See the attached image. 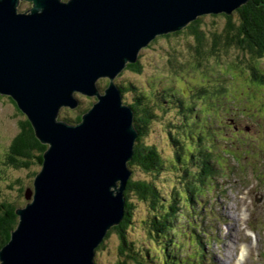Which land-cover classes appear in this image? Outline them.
Masks as SVG:
<instances>
[{"label": "water", "instance_id": "obj_1", "mask_svg": "<svg viewBox=\"0 0 264 264\" xmlns=\"http://www.w3.org/2000/svg\"><path fill=\"white\" fill-rule=\"evenodd\" d=\"M21 1L0 0V93L48 148L1 264H97L125 216L140 136L117 77L159 36L249 0H27L23 12ZM78 94L97 99L80 121L60 119Z\"/></svg>", "mask_w": 264, "mask_h": 264}, {"label": "rangeland", "instance_id": "obj_2", "mask_svg": "<svg viewBox=\"0 0 264 264\" xmlns=\"http://www.w3.org/2000/svg\"><path fill=\"white\" fill-rule=\"evenodd\" d=\"M32 4L27 0L21 1L19 9L21 12L27 11ZM225 24L223 16L206 15L199 25L202 31L207 32L214 29L221 31ZM207 35L211 36L208 32ZM194 43V35L189 33L159 36L141 53L140 64L143 71L138 73L132 69L124 70L117 81L137 86L140 91H145L150 85H158L163 88L164 98L174 90L185 100L187 110L190 103L195 107L191 122L184 125L187 134H202L204 144L208 147L213 146V139L218 140L217 148L220 152L226 151V155L222 153L223 160L230 159L228 167L232 171L231 176L220 175V169L214 171L217 187L210 194L212 200L207 214L209 245L204 264H236V250L241 254L247 251L246 264H264V84L253 81L248 68L250 64L256 67L259 70L258 78H253L258 81L262 79L264 83V57L256 62L242 50L232 48L220 51L219 55L210 54L199 66L191 65L196 59L192 53ZM173 56L184 66L174 69ZM202 86L208 90L207 93L199 94V90H205ZM221 88L222 94H214L212 91ZM147 92L149 96L152 95L151 91ZM132 95H126L127 103H131ZM78 97L82 101L79 108H63L60 119H74L77 114H83L86 109L88 111L97 99L83 94H78ZM167 106L169 110L154 119L152 128L143 140L150 145L156 144L164 156L172 158L174 149L169 135L177 134L176 127L183 117L179 104L167 101ZM153 108L157 109L156 105ZM27 118L10 95L0 93V200L20 203L19 207L26 206L28 200L23 190L34 187L33 173L40 167L35 164L30 168L16 167L6 162L11 145L21 132V123ZM230 142L231 146H228ZM168 170L170 167L155 177L137 169L136 178L156 180L167 196L173 191L178 178ZM134 201L136 206L132 217L135 224L128 230L129 240L134 243L135 248L142 249L139 257L146 264L147 261H152V257L156 264L159 262V259L155 260L156 257L162 255L163 247L160 246L163 242L154 244L142 222L148 211L147 203L137 199ZM120 242L119 232L113 231L105 246L98 251L97 264H119L123 260L126 264H137L132 258L124 259ZM188 243H184L186 248L181 250L182 259L178 264H194L195 258L201 264L196 243L189 240ZM152 247L158 248L160 252L156 249L152 251ZM169 260L173 262V258Z\"/></svg>", "mask_w": 264, "mask_h": 264}, {"label": "trees", "instance_id": "obj_3", "mask_svg": "<svg viewBox=\"0 0 264 264\" xmlns=\"http://www.w3.org/2000/svg\"><path fill=\"white\" fill-rule=\"evenodd\" d=\"M206 15L223 16L226 19L224 28L221 31L218 29L207 31L208 34H211V36H208L207 32L202 31L199 25ZM206 15L192 21L180 31L163 35V37H171L183 33L194 35L195 43L192 53L193 56H196V59L191 65L199 66L201 62H205L210 54L219 55L220 51L231 50L232 48L242 50L256 62L264 57V0H249L232 14ZM172 64L174 69L184 66L174 56L172 57ZM230 66L232 69V64ZM248 68L252 73L250 76L252 77L253 75V77L258 78L257 73L259 70L252 64ZM127 69H132L138 73L142 72L140 57L137 62L129 63L125 70ZM253 77L251 78L253 81L264 84L262 79L258 81ZM117 83L123 88L126 95L133 94L131 105L135 110L136 125L140 136L135 145L134 157L129 163L133 174L125 191L127 197L125 216L121 224L114 226L109 231L108 236L99 246L97 255H99L98 251L105 246L106 240L111 237V233L118 231L121 237L120 250L121 254L124 255V259L132 258L137 264H146L139 257V255H142L141 248H135L134 243L128 237L130 226L135 224L132 216L136 206L134 200L137 199L148 205L146 217L142 222L147 227L149 235L153 238L152 242L154 244L163 242L160 246L163 247L162 255H159V258L156 257L155 260L159 259L156 264H178L182 259L180 252L183 248H186V244H189L188 240L196 243L200 262L204 264L207 260L206 253L209 245L207 241L209 236V216L207 214L212 200L210 194L214 193V187H217L214 171L220 169V175L231 176L232 171L228 167L230 159L223 160L222 153L226 155V151L220 152L219 148H217L218 140L213 139V146L208 147L204 144V136L202 134H187L184 125L191 122V115L194 114L195 107L191 106L190 103V108L187 110L185 108V100H182L183 97L175 93L174 90H171L164 98L162 97L163 88H159L158 85L155 87L150 85L147 89L145 88V91H140L137 86L132 84L121 83V81H117ZM204 89L199 90V94L207 93L208 90L205 87ZM222 90L223 88L212 91H214V94H222ZM147 91H151L152 95L149 96ZM178 97L179 99H177ZM167 101L179 104V111L183 117L180 125L176 127L177 134L172 135L170 133L169 135V140L174 149L172 158L164 156L156 144L150 145L143 140L146 138L149 129L152 128L154 119L169 110ZM155 105L157 109L153 108ZM80 114H77L74 119H63L78 122L82 119V114ZM165 123L168 125L167 122ZM21 124V132L12 143L11 152L7 155L8 159L6 162H10L16 167L23 166L24 168H30L34 164L42 166L43 154L48 145L43 144L38 139L35 129L28 118L24 122L22 121ZM244 129L246 130L247 127ZM230 144L231 142L228 143V146H231ZM169 167L170 170L168 171L175 173L178 176V180L176 179L173 191L167 196L156 180L136 178L137 169L142 170L147 175L158 177L162 172L167 171ZM33 174L36 177L38 171ZM26 191L27 189L25 190L24 188L25 197ZM19 204L14 201L0 200V249L9 242L12 232L18 226L19 216L17 209L20 208ZM212 218H214V214ZM211 226L215 227L213 223ZM178 239L181 240V243H179ZM185 242L186 244H184ZM155 249L151 248L152 251H155ZM148 250L151 251L150 248ZM148 250L147 253L149 252ZM156 251L160 252L158 248ZM170 258H173V262L169 260ZM196 259L194 264H200L197 263L198 259ZM153 260L154 257H152V261H147V264H155ZM119 264H126V261L123 260Z\"/></svg>", "mask_w": 264, "mask_h": 264}, {"label": "clouds", "instance_id": "obj_4", "mask_svg": "<svg viewBox=\"0 0 264 264\" xmlns=\"http://www.w3.org/2000/svg\"><path fill=\"white\" fill-rule=\"evenodd\" d=\"M247 251L244 254H241L239 250L235 252V262L236 264H246Z\"/></svg>", "mask_w": 264, "mask_h": 264}, {"label": "bare ground", "instance_id": "obj_5", "mask_svg": "<svg viewBox=\"0 0 264 264\" xmlns=\"http://www.w3.org/2000/svg\"><path fill=\"white\" fill-rule=\"evenodd\" d=\"M243 254H244V252H243Z\"/></svg>", "mask_w": 264, "mask_h": 264}]
</instances>
